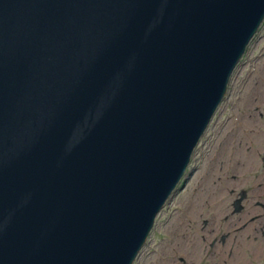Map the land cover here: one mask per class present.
Returning <instances> with one entry per match:
<instances>
[{"label":"water","instance_id":"1","mask_svg":"<svg viewBox=\"0 0 264 264\" xmlns=\"http://www.w3.org/2000/svg\"><path fill=\"white\" fill-rule=\"evenodd\" d=\"M263 18L264 0H0V264H132Z\"/></svg>","mask_w":264,"mask_h":264},{"label":"flooded vegetation","instance_id":"2","mask_svg":"<svg viewBox=\"0 0 264 264\" xmlns=\"http://www.w3.org/2000/svg\"><path fill=\"white\" fill-rule=\"evenodd\" d=\"M259 85L260 80L252 81L248 97L253 100H245L250 106H243V126L227 134L205 192L158 226L141 264H264V129L258 128L264 100L255 96Z\"/></svg>","mask_w":264,"mask_h":264},{"label":"rangeland","instance_id":"3","mask_svg":"<svg viewBox=\"0 0 264 264\" xmlns=\"http://www.w3.org/2000/svg\"><path fill=\"white\" fill-rule=\"evenodd\" d=\"M262 31L264 32V27L262 29ZM261 31V33H263ZM225 113H226V104L222 105L216 115V118L214 119V121L212 122V124L210 125L209 127V130H208V133L205 134V136L203 137L202 139V142H201V151H197V155H196V158H201V155L203 154L204 150L205 149H202L204 146L207 147V146H210V145H213L215 144L216 142V139L218 138V136L221 134L222 132V129H223V124H224V118H225ZM199 153V154H198ZM199 164V168H200V164L201 162L198 163ZM203 167V166H201ZM201 169V168H200ZM185 192H187V189L183 192V194H185ZM181 193H179L177 196H175L171 203H170V208H176L177 207V203L183 198L184 195H180Z\"/></svg>","mask_w":264,"mask_h":264},{"label":"bare ground","instance_id":"4","mask_svg":"<svg viewBox=\"0 0 264 264\" xmlns=\"http://www.w3.org/2000/svg\"><path fill=\"white\" fill-rule=\"evenodd\" d=\"M243 86H246V83H243ZM252 91V90H251ZM260 97H263L264 98V94H260L259 95ZM247 100H253V98H252V96H249L248 98H246ZM245 99V100H246ZM244 100V103H243V106L245 107V108H248L250 105V102H248V101H245ZM169 179V177H167L166 176V180H168ZM156 191H158V192H161L162 191V186H158V187H156V189H155Z\"/></svg>","mask_w":264,"mask_h":264}]
</instances>
